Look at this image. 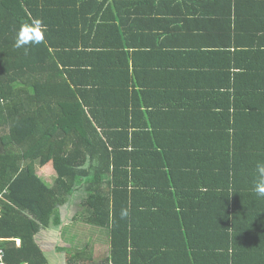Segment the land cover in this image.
Segmentation results:
<instances>
[{
    "label": "trees",
    "instance_id": "16d2710c",
    "mask_svg": "<svg viewBox=\"0 0 264 264\" xmlns=\"http://www.w3.org/2000/svg\"><path fill=\"white\" fill-rule=\"evenodd\" d=\"M93 1L0 0L5 262L49 264L36 236L61 222L59 208L82 192L84 219L109 231L110 256L98 264H165L177 253L190 264H264V199L253 191L264 152L252 140L253 149L236 148L226 106L204 122L219 131L213 154L194 144L167 146V134L145 130L135 118L130 81L120 93L101 83L114 65L104 66L107 44L100 39L106 23L100 13L108 0ZM37 19L44 40L27 52L15 48L20 26ZM250 149L247 162L240 156ZM48 166L58 176L52 188L37 176V167ZM139 212L170 225L182 223L190 238L202 231L209 242H190L187 255L178 243L144 242L135 237L144 232L134 228ZM82 254L68 251V264H88ZM137 255L151 260L135 261Z\"/></svg>",
    "mask_w": 264,
    "mask_h": 264
},
{
    "label": "crops",
    "instance_id": "0c3cea01",
    "mask_svg": "<svg viewBox=\"0 0 264 264\" xmlns=\"http://www.w3.org/2000/svg\"><path fill=\"white\" fill-rule=\"evenodd\" d=\"M107 3L99 18L106 19L100 39L107 44L103 48L107 58L104 66L114 65L101 83L105 81L120 93L130 81L135 118L146 125L145 130L167 134L163 138L167 146L194 144L210 148L213 154V138L219 131L204 122L207 115L219 114L226 106L231 114L228 129L236 148L244 149L252 140L264 152V0ZM88 10L94 15L95 10ZM251 149L240 157L251 162ZM211 164L213 171L216 164ZM37 176L49 188L58 178L50 166L37 167ZM85 199V193L79 192L72 203L59 208L61 222L53 221L36 236L49 264H68V251L83 252L80 257L88 264L104 263L110 256L109 231L84 219ZM137 215L134 228L144 232L137 231L135 237L156 247L178 243L187 255L190 242H205L204 232L190 238L188 227L182 223L179 227L141 212ZM16 241L21 244V240ZM101 249L104 254L97 255ZM177 255L165 264H190ZM135 258H145L139 261L146 263L151 260L149 256Z\"/></svg>",
    "mask_w": 264,
    "mask_h": 264
},
{
    "label": "clouds",
    "instance_id": "9594fccd",
    "mask_svg": "<svg viewBox=\"0 0 264 264\" xmlns=\"http://www.w3.org/2000/svg\"><path fill=\"white\" fill-rule=\"evenodd\" d=\"M45 28L40 20H33L20 26L15 39L14 47L28 51V46L39 45L44 40ZM258 179L253 187V191L264 199V165L258 166Z\"/></svg>",
    "mask_w": 264,
    "mask_h": 264
},
{
    "label": "built area",
    "instance_id": "2783aa9c",
    "mask_svg": "<svg viewBox=\"0 0 264 264\" xmlns=\"http://www.w3.org/2000/svg\"><path fill=\"white\" fill-rule=\"evenodd\" d=\"M2 196H0V202L2 200ZM2 217V207H1V204H0V218ZM1 240L3 239H0V264H7L5 262V259H6V251L3 249L2 245H1Z\"/></svg>",
    "mask_w": 264,
    "mask_h": 264
},
{
    "label": "rangeland",
    "instance_id": "374dc122",
    "mask_svg": "<svg viewBox=\"0 0 264 264\" xmlns=\"http://www.w3.org/2000/svg\"><path fill=\"white\" fill-rule=\"evenodd\" d=\"M78 208H79V211L82 210L83 209V204L81 205V207L79 206ZM94 247H96V246H94ZM99 254H104V250L101 249L100 251H98L97 255H99Z\"/></svg>",
    "mask_w": 264,
    "mask_h": 264
}]
</instances>
